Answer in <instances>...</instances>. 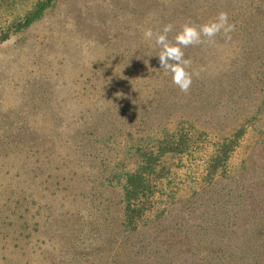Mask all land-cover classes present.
<instances>
[{
  "label": "rangeland",
  "instance_id": "1",
  "mask_svg": "<svg viewBox=\"0 0 264 264\" xmlns=\"http://www.w3.org/2000/svg\"><path fill=\"white\" fill-rule=\"evenodd\" d=\"M36 1L0 0V27ZM220 11L231 38L183 49L198 75L182 92L144 31L171 23L174 43ZM182 120L211 137L243 128L228 170L190 173L172 204L123 229L110 187L81 184L79 163L92 175L98 157ZM80 123L108 125L113 142L78 153ZM0 264H264V0H52L0 42Z\"/></svg>",
  "mask_w": 264,
  "mask_h": 264
},
{
  "label": "trees",
  "instance_id": "2",
  "mask_svg": "<svg viewBox=\"0 0 264 264\" xmlns=\"http://www.w3.org/2000/svg\"><path fill=\"white\" fill-rule=\"evenodd\" d=\"M51 1L37 0L32 8L22 15L12 17L0 27V42L6 41L10 35L38 19ZM193 124L190 120L177 121L170 128L159 131V134L145 133L146 137L139 136L137 142L123 148L121 157H111L106 163H101L103 158L98 157V164L92 175H86L84 166L79 163V182L87 185L98 179L99 186L110 187L109 192H113V195L111 198L107 197V201L117 199L120 209L115 219L123 229L134 230L147 213L152 212L159 199L162 200L163 206L172 204L171 200L176 192L174 188L183 184L190 173L198 174L199 181L210 183L215 174L228 170L229 158L240 146L243 128L230 127L227 133L211 137L207 131ZM107 128L106 124L80 123L73 135L67 138L70 141L76 135L80 141L85 140L80 149H77L78 153H82L84 148L87 151L98 150L101 144L113 142L110 140L111 136L105 132ZM64 142L66 145L75 143L74 140ZM112 150L113 148H108L106 152ZM179 173L182 177H178ZM180 179L182 180L177 181ZM95 192L98 193L96 188ZM160 213L159 221L165 217L166 209L160 210Z\"/></svg>",
  "mask_w": 264,
  "mask_h": 264
},
{
  "label": "clouds",
  "instance_id": "3",
  "mask_svg": "<svg viewBox=\"0 0 264 264\" xmlns=\"http://www.w3.org/2000/svg\"><path fill=\"white\" fill-rule=\"evenodd\" d=\"M234 29L235 25L229 23L227 12L220 11L214 20L202 25L185 23L175 36L174 43H170L168 40V33L173 30L171 23L164 25L161 31L155 33L151 28L146 29L144 38L148 40L155 39V43L162 49L158 54L161 68L166 72H170L172 82L182 92L187 93L192 84L193 74L198 75V73L187 70L191 65V60L185 59L183 49L204 43L203 38H207L209 42H212L213 38L221 32H223L226 39H230L229 33Z\"/></svg>",
  "mask_w": 264,
  "mask_h": 264
}]
</instances>
